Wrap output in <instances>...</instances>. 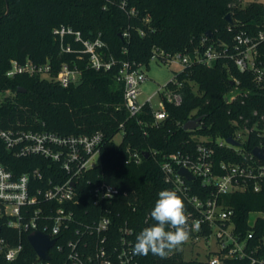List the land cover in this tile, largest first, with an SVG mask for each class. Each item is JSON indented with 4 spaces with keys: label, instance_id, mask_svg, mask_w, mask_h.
<instances>
[{
    "label": "trees",
    "instance_id": "1",
    "mask_svg": "<svg viewBox=\"0 0 264 264\" xmlns=\"http://www.w3.org/2000/svg\"><path fill=\"white\" fill-rule=\"evenodd\" d=\"M121 1L0 0V131L14 128L60 135H92L98 131L104 134L101 163L81 179L87 190L79 194L80 216L68 233L71 238L75 228L98 220L99 215L92 217L83 211H99V207L93 206L91 188L101 181L127 190L124 203L122 200L114 203V211L122 212V216L114 217L113 222L129 220L136 237L143 228L156 223L150 213L158 193L170 189L160 168L163 153L195 151L200 137L216 145L217 139L233 137L237 131L247 134L242 149L248 156L255 147H264V87L251 70H240L233 57L238 33H255L263 28L264 3L253 1L243 6L242 0H127V8H122ZM132 6L137 11L133 15L129 11ZM229 12L235 25L226 20ZM62 24L80 30L84 37L101 34L107 44V57L114 60L111 67L96 70L88 66L86 53L62 52L53 33ZM209 46L220 50L222 55L210 64L197 61V56ZM74 48L81 49L82 44L76 42ZM156 50L179 52L192 60L173 78L181 83L180 87L173 79L167 83L168 89L180 93L182 101L176 104L165 97L168 115L159 123H155L153 105L149 102L137 115L130 114L125 104L124 83L118 79L124 62L129 61L133 68L148 65ZM258 53L257 63L264 67V41ZM29 58L37 63L50 60L53 75L64 62L77 65L82 70L81 78L65 87L53 77L7 75L13 59ZM156 59L164 62L162 57ZM236 87L247 93L227 103L225 95ZM20 88L26 91H19ZM199 116L202 120L196 129H184L187 121ZM119 132H123L124 139L117 143L115 136ZM216 147L217 161L245 160L232 145ZM135 150L143 155L141 162L126 163L130 151ZM154 151L156 155L152 154ZM146 152L151 154L145 157ZM0 161L16 176L36 167L46 176L52 175L50 170L58 164L43 157H16L1 138ZM89 178L93 183L87 186ZM191 192L200 194L194 182ZM132 200L137 204L136 210L129 205ZM223 201L234 210L232 219L237 230L246 234L251 227L248 223L251 212H264V187L260 192L226 194ZM4 221L0 219L1 237L8 247L21 241L23 249L13 260H7L0 251V264H39V256L28 240L30 232L20 233ZM256 228L257 236L264 237V218L257 219ZM208 232L205 228L201 233ZM112 237H117L115 230ZM139 259V264H202L198 259H185L183 251L177 249L166 259L152 254L139 255Z\"/></svg>",
    "mask_w": 264,
    "mask_h": 264
},
{
    "label": "built area",
    "instance_id": "2",
    "mask_svg": "<svg viewBox=\"0 0 264 264\" xmlns=\"http://www.w3.org/2000/svg\"><path fill=\"white\" fill-rule=\"evenodd\" d=\"M128 2L122 0L121 7L127 8ZM129 11L132 15L137 13L133 6ZM53 33L62 52L86 53L88 66L91 68L108 70L114 62L113 57H107V44L101 34L94 38L84 37L80 30L65 24L55 27ZM124 35L128 36V33ZM263 41L264 26L255 33L241 31L236 36V52L233 54L240 70H251L255 74V80L262 87L264 67L258 65L257 57L258 47ZM76 42L82 44L81 49L74 48ZM221 55L220 50L209 46L203 54L197 56V61L210 64ZM159 57L166 63L180 62L184 67L192 63L190 56L179 52L170 54L156 50L153 58ZM52 71L53 65L50 60L37 63L30 58L24 61L13 59L7 75L53 77L67 87L79 81L82 74L77 65L71 66L66 62L61 65L56 75H53ZM118 79L124 83L126 107L130 114L135 116L146 105L140 103L139 96L140 83L147 79V75L142 67L133 68L132 64L126 61L119 70ZM173 81L181 86L177 79ZM160 94L163 106L159 110L153 108L155 123H159L168 115L165 97L169 102L176 104L182 101L180 93L168 89L167 84ZM0 138L16 157H43L58 163L50 170L52 175L46 176L40 167H36L16 176L0 161V219L17 228L20 233L40 230L51 239H56L49 249V258L43 260L38 257L39 264H139V255L133 253L135 228L129 220L113 222L114 217L122 216V212L114 211V203L117 200L124 203V197L128 196L127 190H121L114 184L101 181L91 188L93 206L100 209L94 212L85 209L83 214L92 217L99 215V218L93 223L81 224L75 228L73 238L68 236L79 215L78 206L81 203L79 194L87 190V187H82L81 179L101 163V160L100 163L95 162L94 158L101 154L104 141L102 132L77 136L11 128L2 129ZM233 138L240 143L233 145L226 138H219L216 145L235 147L236 151L244 156L245 160L241 162L224 159L217 161L216 145L205 139L197 144L195 151L163 153L160 158L163 180L183 199L189 223L192 225L189 239L177 250L183 251L185 256L187 245H190L193 250L199 252L202 250L200 243L210 241V237L215 236V248L211 249L210 256L206 260L198 256L193 258L202 261V264H264V237H258L256 234L257 219L264 218V212H251L248 220L251 227L244 234L237 230V223L232 219L234 210L223 201L226 194L262 191L264 159L256 157L252 152L248 156L242 149L247 134L237 131ZM152 154L157 153L154 151ZM142 157L139 151H130L126 163L138 164ZM183 167L194 175L193 180L180 173ZM193 182L194 187L199 188L200 194L191 192ZM92 183V179L89 178L87 186ZM129 205L133 210L137 209L134 200L129 201ZM254 213L259 214L255 219L252 218ZM197 222L198 228L195 226ZM205 228L209 229L208 234L201 233ZM113 230L117 237H112ZM22 249L21 241L15 246L8 247L5 238L0 235V251L5 253L7 260L15 259Z\"/></svg>",
    "mask_w": 264,
    "mask_h": 264
},
{
    "label": "clouds",
    "instance_id": "3",
    "mask_svg": "<svg viewBox=\"0 0 264 264\" xmlns=\"http://www.w3.org/2000/svg\"><path fill=\"white\" fill-rule=\"evenodd\" d=\"M150 216L156 223L143 228L136 236L133 253L140 256L152 254L166 259L190 237L192 225L186 206L177 191L163 189L158 193ZM195 226L198 228L199 223Z\"/></svg>",
    "mask_w": 264,
    "mask_h": 264
},
{
    "label": "rangeland",
    "instance_id": "4",
    "mask_svg": "<svg viewBox=\"0 0 264 264\" xmlns=\"http://www.w3.org/2000/svg\"><path fill=\"white\" fill-rule=\"evenodd\" d=\"M253 1L264 3V0H242V5L245 6ZM183 68L184 65L180 62L166 63L159 61L156 58H152L148 65H142V70L146 73L147 79L140 83V103L144 104L149 101L155 110L161 109L163 105L161 104L162 96L160 92L163 87L174 78L176 72L183 71ZM7 95H9V93H7ZM200 138L204 139L205 137ZM122 139H124L123 132H119L115 136V141L120 143ZM94 159L95 162L100 163V155H96ZM258 215V213H254L252 214V218L255 219ZM215 242V236H211L210 241H202L199 245L202 250L199 252L193 250L190 245H187L185 250L186 259H193L198 256V258L206 260L211 254V249L215 248Z\"/></svg>",
    "mask_w": 264,
    "mask_h": 264
},
{
    "label": "water",
    "instance_id": "5",
    "mask_svg": "<svg viewBox=\"0 0 264 264\" xmlns=\"http://www.w3.org/2000/svg\"><path fill=\"white\" fill-rule=\"evenodd\" d=\"M226 20L229 21V24H231V25L236 24L234 16L231 12L227 13ZM81 82L82 81L78 82V84H80ZM19 91H26V89L20 88ZM246 93H247L246 90H243V89L236 87L234 89V91H230L229 93H227L225 95V100L227 103H233L234 100L238 96L246 94ZM201 120H202L201 116H199L195 119H191V120L187 121L186 124L183 125V127L186 130L196 129L197 126L200 125ZM227 141L230 144L232 143L233 145H238L240 143L236 139H234L233 137H228ZM252 153L256 157L264 159V148L263 147H259V146L255 147L252 150ZM148 155H149V152H146L145 157H147ZM180 173L190 180L194 179V175H192L190 173V171H188L184 167L180 169ZM1 231H2V225L0 223V235H1ZM28 240H29L31 246L33 247V249L35 250L36 254L39 256V258L46 260L49 258V254H48L49 249L54 245L56 239H51L48 234H46L40 230H36V231H34L28 235Z\"/></svg>",
    "mask_w": 264,
    "mask_h": 264
}]
</instances>
